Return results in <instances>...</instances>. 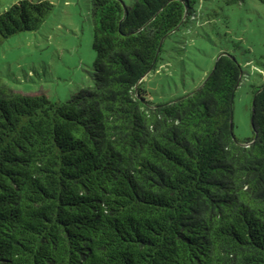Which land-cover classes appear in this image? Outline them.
<instances>
[{
    "label": "trees",
    "instance_id": "16d2710c",
    "mask_svg": "<svg viewBox=\"0 0 264 264\" xmlns=\"http://www.w3.org/2000/svg\"><path fill=\"white\" fill-rule=\"evenodd\" d=\"M192 3L90 0L92 84L64 101L0 77V264H264V83L243 141L229 53L169 102L142 87ZM52 7L8 6L0 45Z\"/></svg>",
    "mask_w": 264,
    "mask_h": 264
},
{
    "label": "rangeland",
    "instance_id": "374dc122",
    "mask_svg": "<svg viewBox=\"0 0 264 264\" xmlns=\"http://www.w3.org/2000/svg\"><path fill=\"white\" fill-rule=\"evenodd\" d=\"M20 0H0V13ZM53 7L37 30L0 45V77L13 90L64 101L92 84L90 0H49ZM130 6L133 0H122ZM196 16L166 37L161 60L142 83L147 99L166 103L192 90L221 52L234 56L243 78L232 104L233 134L252 137V91L264 83V3L259 0H193ZM192 11H190V14Z\"/></svg>",
    "mask_w": 264,
    "mask_h": 264
},
{
    "label": "water",
    "instance_id": "95a60500",
    "mask_svg": "<svg viewBox=\"0 0 264 264\" xmlns=\"http://www.w3.org/2000/svg\"><path fill=\"white\" fill-rule=\"evenodd\" d=\"M162 41V40H161ZM160 44H161V42H160ZM159 50V49H158ZM158 52V51H157ZM217 57H219V55L217 56ZM252 108V107H251ZM232 117H233V111L231 110V112H230V128H231V124H232Z\"/></svg>",
    "mask_w": 264,
    "mask_h": 264
}]
</instances>
